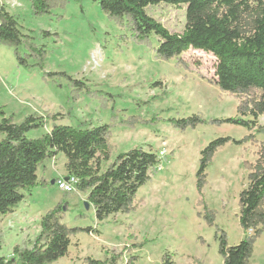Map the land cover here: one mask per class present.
Wrapping results in <instances>:
<instances>
[{
  "label": "rangeland",
  "instance_id": "1",
  "mask_svg": "<svg viewBox=\"0 0 264 264\" xmlns=\"http://www.w3.org/2000/svg\"><path fill=\"white\" fill-rule=\"evenodd\" d=\"M0 6L18 19L23 36L46 52L41 70L33 60L29 67L19 65L13 48L0 47V109L6 117L16 124L30 116L45 118L47 126L30 134L32 138L50 132L54 123L82 129L109 125L110 163L139 148L160 160L139 191L133 212L103 223L91 206L86 208V195L58 189L56 183L67 176L65 158L45 162L38 180L47 184L22 191L24 201L11 214L0 215L1 256L10 260L16 247L32 249L42 218L64 204V225L96 232L73 236L68 257L55 264H85L86 258L104 260L111 254L119 255L122 264L133 258L134 264H163L165 253L175 264H223L216 230L203 219L200 202L213 211L215 225L227 234L230 246L252 235L244 234L239 224V195L264 149V134L232 125H200L182 132L168 123L192 116L206 121L240 117L246 97L220 91L217 59L191 49L179 61L160 60L157 38L149 44L135 42L127 26L109 18L92 0H69L42 17L33 15L30 0H0ZM147 13L171 34L184 32L185 6L162 4ZM18 51L23 58L28 54L23 46ZM44 73L66 74L86 90L66 79L45 78ZM259 124L264 126V118ZM221 137L246 143L228 144L216 153L201 197L196 188L200 154ZM251 262L264 264V236L257 240Z\"/></svg>",
  "mask_w": 264,
  "mask_h": 264
},
{
  "label": "trees",
  "instance_id": "2",
  "mask_svg": "<svg viewBox=\"0 0 264 264\" xmlns=\"http://www.w3.org/2000/svg\"><path fill=\"white\" fill-rule=\"evenodd\" d=\"M69 0H30L33 15L42 17L56 8H64ZM82 1V0H75ZM116 23L127 26L132 38L139 44H149L158 39L157 58L163 61L181 59L189 51H201L213 55L218 65L216 85L220 91L246 97L240 106V117L206 121L200 116L185 119H170L175 129L194 130L200 125H232L249 132L264 134L259 120L264 118V0H92ZM162 4L186 7V25L181 35L171 34L162 24L147 13V9ZM15 50L19 65L44 69L46 52L33 45L30 37L23 36L18 19L0 6V47ZM28 54L21 57L19 48ZM45 78L66 79L80 91L86 88L82 82L63 73H44ZM0 215L6 216L21 204L22 191L46 185L39 182L38 170L47 161L60 156L66 160L65 179L78 180L76 191L87 196L99 223L110 217L133 212L139 191L151 180L159 166L158 156L145 150L132 149L119 154L111 161L109 125L82 129L66 125L52 126L50 132L38 138L30 134L45 129L48 121L43 117L30 116L21 124L6 117L0 109ZM54 120L55 117H54ZM246 139L233 140L221 137L210 142L202 151L196 173V188L202 197L207 183V170L216 153L231 144L242 146ZM110 163L107 167L106 164ZM204 206L203 219L215 228L219 255L223 264H252L255 244L264 236V149L253 172L248 176V185L239 195V224L245 235L236 246H230L223 230L215 225L213 211ZM64 204L47 213L41 220V232L32 249L13 250L14 258L1 256L0 264H55L68 257L71 238L80 233H95L93 228H69L62 223ZM207 212V214H206ZM137 258L126 264H134ZM163 264H175L173 256L165 253ZM85 264H122L119 255L111 254L104 260L86 258Z\"/></svg>",
  "mask_w": 264,
  "mask_h": 264
},
{
  "label": "built area",
  "instance_id": "3",
  "mask_svg": "<svg viewBox=\"0 0 264 264\" xmlns=\"http://www.w3.org/2000/svg\"><path fill=\"white\" fill-rule=\"evenodd\" d=\"M163 157V156H162ZM78 184V180L74 177L66 179L59 180L56 185L58 186V189L62 191L63 193L71 194L76 192V186Z\"/></svg>",
  "mask_w": 264,
  "mask_h": 264
},
{
  "label": "water",
  "instance_id": "4",
  "mask_svg": "<svg viewBox=\"0 0 264 264\" xmlns=\"http://www.w3.org/2000/svg\"><path fill=\"white\" fill-rule=\"evenodd\" d=\"M68 180V179H66ZM52 184H54V182H52ZM90 207V205L88 203H86V208L88 209Z\"/></svg>",
  "mask_w": 264,
  "mask_h": 264
},
{
  "label": "bare ground",
  "instance_id": "5",
  "mask_svg": "<svg viewBox=\"0 0 264 264\" xmlns=\"http://www.w3.org/2000/svg\"><path fill=\"white\" fill-rule=\"evenodd\" d=\"M76 179V178H75Z\"/></svg>",
  "mask_w": 264,
  "mask_h": 264
}]
</instances>
